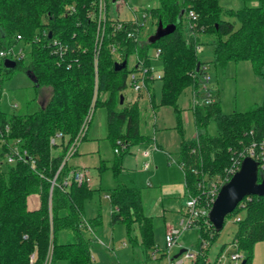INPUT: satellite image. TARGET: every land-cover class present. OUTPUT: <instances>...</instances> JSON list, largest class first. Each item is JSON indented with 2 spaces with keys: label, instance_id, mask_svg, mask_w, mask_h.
I'll return each mask as SVG.
<instances>
[{
  "label": "trees",
  "instance_id": "trees-1",
  "mask_svg": "<svg viewBox=\"0 0 264 264\" xmlns=\"http://www.w3.org/2000/svg\"><path fill=\"white\" fill-rule=\"evenodd\" d=\"M241 2L243 7L236 12L224 10L220 0H160V6L153 9L152 20L157 26L176 24L184 10L175 31L153 45L161 65L162 106H176L188 87L196 95L204 92L208 69L198 59L199 34L216 36V65L246 60L252 63L258 76L264 77V0ZM97 5L98 0H0V52L11 50L14 40L31 43L29 72L37 80L34 84L37 95L43 87L51 89L49 101L40 103L34 112L10 116L0 107V264H45L47 261L94 264L92 239H87L84 231L93 229L100 217L86 220L84 203L95 190L88 185L74 184L67 189L55 187L51 193V180L82 130L91 107L94 112L99 105L108 108V137L114 142V150L117 141L126 145L118 153L121 157L134 144L150 143L139 134L135 105L124 106L125 99L120 104L128 74L137 66L130 71L127 64L121 72H115L114 66L119 59L129 61L130 55L136 52L135 57L142 59L136 61L137 65L140 61L151 63L147 54L151 45L148 40L141 45L140 39L146 32L138 41L129 39L125 32L116 33L109 21L103 38H96L98 20L90 14ZM190 10L197 14L195 21L187 17ZM224 16L234 17L239 28ZM130 30L133 26L127 25L126 31ZM56 40L69 47L62 59L51 48ZM15 61L19 68L22 59ZM15 69H6L0 61V101L1 84ZM208 92L212 93V101L192 108L198 136L193 141H183L178 163L185 173L189 197L198 198L201 205H208L210 209L213 192H218L239 168L243 160L241 153L264 138V106L245 113L224 114L214 88H208ZM116 106L121 109L117 111ZM176 111L181 121L180 111ZM211 122L216 123V135L207 132ZM58 133L63 134V139L54 148L50 140ZM15 146L27 152L29 160L8 163L7 155ZM32 160L35 165L31 164ZM121 164L122 158H119L113 168L116 185L110 194L112 224H125L132 243H137L132 234L137 226L143 245L152 249L153 219L145 213L141 189L119 183ZM68 172L67 166L60 173L58 184H62ZM34 194L40 195L41 207L30 209L28 198ZM242 210L246 212L243 218L238 216ZM228 217H233L238 224L233 243L238 246V252L244 250L245 264H251L253 245L264 241V197L244 198ZM192 227L199 231L195 264H206L209 248L218 234L206 216L196 220Z\"/></svg>",
  "mask_w": 264,
  "mask_h": 264
},
{
  "label": "rangeland",
  "instance_id": "rangeland-1",
  "mask_svg": "<svg viewBox=\"0 0 264 264\" xmlns=\"http://www.w3.org/2000/svg\"><path fill=\"white\" fill-rule=\"evenodd\" d=\"M128 2L133 8H138L139 12L145 9H157L160 6V0H129ZM220 5L224 10L232 12L243 7L241 0H220ZM123 11L124 16L121 15V19H133L131 11L127 8ZM140 17L141 14H138V18ZM224 19L234 22L235 28H239V23L234 17L224 16ZM152 21L149 17L145 23L146 33L140 39L143 46L157 29V24ZM98 36L97 29L96 38ZM198 39L200 47L198 59L208 69L207 77L210 82L207 85L209 88H214L215 94L218 95L222 112L224 114L245 113L253 108L264 106V77L255 73L252 63L246 60H231L225 66L216 65L214 62L216 36L199 34ZM12 50L17 59H22V62L19 68H16L1 84L0 107L7 115L17 116L38 110L40 103L46 104L49 101L51 89L43 87L37 95L34 83L29 76L32 44L26 40L17 42L14 40ZM147 54L151 63L143 62L148 69L145 74L146 83L141 85L140 91H135L129 77L130 73L120 95L124 96V106L133 108L135 105L139 134L150 143L134 144L122 157L121 154L115 153L114 142L108 137V108L99 105L92 115L86 136L79 143L76 155L70 157L68 161L69 169L85 168L92 177L91 188L95 191L93 196L84 203V215L88 221H94L99 217L100 219L93 229L84 231V234L87 239H92L93 244L94 242L99 244L98 248L96 245L91 250L94 264H171V261L177 262L184 258L185 253L175 259L181 250L198 254V228L190 227L183 230L182 226L187 215L186 203L189 195L185 187V173L178 163V157L183 141H193L198 136L192 108L194 103L200 102L201 105L205 103L206 93L201 92L196 95L193 89L188 87L179 96L176 106H162V83L159 80L162 72L160 62L156 59V48L153 45L149 46ZM135 55L129 57L127 69L130 71L137 66L136 61L142 60ZM0 61L3 62V59ZM118 62L122 61L119 59ZM135 71L138 79H141L142 69L137 67ZM96 79L98 80V69ZM106 98L107 94L104 96V99ZM115 109L118 111L121 106H116ZM176 110L180 111L181 121L177 118ZM80 131L75 140L80 136ZM207 132L210 135L217 134L215 122L208 125ZM155 145L158 149H155ZM145 151H150L147 159L142 156ZM119 158H122L119 183L142 190L145 212L153 218L154 248L152 249H146L143 245L137 226L132 232L137 243H132L125 224H112L110 194L116 185L113 168ZM145 162H149L151 166L148 172L143 170ZM28 207L30 209L41 207L39 194L28 198ZM245 215L244 210L238 213V216L242 218ZM171 229L180 231V235L176 243L168 250L165 236ZM237 230L238 224L234 218L227 217L222 231L218 233L209 248L206 264H214L216 260L229 261L231 254L238 251V246L233 243ZM96 248L103 250L98 251ZM239 253L245 257L244 250L240 249ZM184 264L195 263L188 261ZM251 264H264V241L253 245Z\"/></svg>",
  "mask_w": 264,
  "mask_h": 264
},
{
  "label": "built area",
  "instance_id": "built-area-1",
  "mask_svg": "<svg viewBox=\"0 0 264 264\" xmlns=\"http://www.w3.org/2000/svg\"><path fill=\"white\" fill-rule=\"evenodd\" d=\"M128 1L129 0H98L97 9L90 14V17L91 18L97 17L98 24H99V28H98V35H99L98 39L99 40H101V38H103V36H104L105 25H106V22H108V21L112 23V26L114 27V31L116 33L125 32L126 37L129 39H134V40L138 41L140 38V35L143 32H145V30H146L145 23L149 17L152 18V11L153 10H146L145 9V10L139 12L138 8H136V7L133 8L131 5H129ZM125 8H127L129 11L132 12V14L134 16L133 19L128 20V19H121L120 18L121 15L124 16L123 10ZM138 14H141L140 18H138ZM187 17L189 19H192L195 21L197 19V14L193 10H190L187 13ZM152 23H153V21H152ZM127 25L133 26V30L126 31ZM18 39H21V37L18 36ZM51 48H52L53 54L56 55L60 59L64 58L65 55L67 54L68 50H69V47L67 45H63L62 42L57 41V40L53 42V45H51ZM113 51L114 52L117 51L116 47L113 49ZM9 55L11 57H8ZM158 56H159V54L156 53V59H158ZM15 57H16V55L13 54L12 49L9 51H1L0 52V58H5V59L10 58L12 60H16L17 57L16 58ZM137 67H138V69L141 68L143 71L142 78L138 79L136 71L131 72L129 77L132 80V86H133L134 90L140 91L142 89L141 85L146 83V81H145L146 75L145 74H147L148 69L145 67L143 61H140V63L137 65ZM204 69H206V68L204 67ZM204 82H206V85H204V87H203V91L206 93L205 103H209L212 101V97H211L212 93L208 92L209 86L207 85V83L210 82V79L207 77V75L204 78ZM96 99H97V93L95 94V97H94V101H93L94 103L96 102ZM198 103L201 104L200 102H197L196 104H198ZM196 104L194 103L193 106H195ZM93 113H94V108L91 107L90 113L86 117V119L83 123L80 136L76 140H74L72 142V144L70 145L69 149L67 150V152L65 154L64 160H63L59 170L57 171L54 178L51 180V193L53 192L55 187L67 189V188H70L71 186H73L74 184H76L78 186H82V185L91 186L92 177H91L89 171L86 170L85 168L76 167L75 169H69V172L67 173V175H66V177L63 180L61 185L58 184V178H59L60 173L64 170V168H66L68 166L69 158L76 155V153L78 151L79 143L86 136V132H87L88 126L90 124V121L92 119ZM62 139H63L62 133L55 134L50 140L51 146L54 148L58 147L60 144V141ZM124 148H126L125 143H123L122 141H117V147L115 149V153H117V154L120 153V150L124 149ZM155 149H158V147L156 145H155ZM142 156L144 158H149L150 151L143 152ZM241 156H243V160L246 157H251L252 159H254L259 165V170L264 173V138L259 143L253 142L245 152L241 153ZM7 160H8V163L13 164V163H16L18 161L25 162L29 159H28L27 152H22L18 149L17 146H15V148L13 150H11V152L7 155ZM31 164L35 165V161L32 160ZM149 168H150V163L145 162L143 165V169L145 171H148ZM239 168H240V166H239ZM238 169L236 171H234L233 174L235 172H237ZM218 192H213V197L211 199L212 203H214V201L218 195ZM207 206L208 205H205V206L201 205L198 198L189 197V200L186 203L187 215H186V218L182 222L183 230L192 227L193 223L196 220L203 218L204 216H206L207 220H208V213H209L210 209L212 208V206L210 207V209H208ZM179 235H180V231H178V230H175V229L168 230L166 237H165L166 248L168 250L176 243ZM197 256L198 255H195L193 253L185 252L184 258L182 260H179L177 262L171 261V264H184L185 262H188V261L195 263L197 260ZM154 257H155V254H154ZM243 259H244V257L237 251V252L231 254L228 262L219 261V264H242ZM33 260H34V256H32L31 262H33ZM45 264H50V263L47 261Z\"/></svg>",
  "mask_w": 264,
  "mask_h": 264
},
{
  "label": "water",
  "instance_id": "water-1",
  "mask_svg": "<svg viewBox=\"0 0 264 264\" xmlns=\"http://www.w3.org/2000/svg\"><path fill=\"white\" fill-rule=\"evenodd\" d=\"M184 10L181 11L177 23L164 26L159 23L156 31L148 38V44L154 45L163 37L172 34L177 24L180 23ZM52 34L49 33V38ZM127 60L115 63V72H121L126 69ZM3 65L8 70H13L17 66V62L12 59H4ZM199 68V65H198ZM29 76L34 84H37L36 78L29 72ZM124 96H120V104L123 105ZM249 196L264 197V173L259 170L258 163L251 157H246L240 164V168L233 174L231 179L226 182L218 192V195L208 213V220L214 227L216 233H220L224 227L226 218L231 215L238 205ZM185 253L181 250L177 259ZM242 264H245L243 261Z\"/></svg>",
  "mask_w": 264,
  "mask_h": 264
},
{
  "label": "crops",
  "instance_id": "crops-1",
  "mask_svg": "<svg viewBox=\"0 0 264 264\" xmlns=\"http://www.w3.org/2000/svg\"><path fill=\"white\" fill-rule=\"evenodd\" d=\"M40 102V101H39ZM147 159V158H146ZM144 165V164H143ZM151 167V166H150ZM144 170V169H143ZM145 171V170H144ZM148 171H150V168H149V170ZM147 171V172H148ZM125 185V184H124ZM130 187H132V186H130ZM141 193H142V190H141ZM142 200H143V193H142ZM146 213V212H145ZM147 215V214H146ZM148 216V215H147ZM149 217V216H148ZM151 218V217H150ZM153 219V218H152ZM166 237V236H165ZM96 245H97V248L99 247V244H97V243H95L94 242V244H93V247H96ZM96 248V249H97ZM98 251H101V250H103V249H97ZM108 254V253H107ZM109 255V254H108Z\"/></svg>",
  "mask_w": 264,
  "mask_h": 264
}]
</instances>
